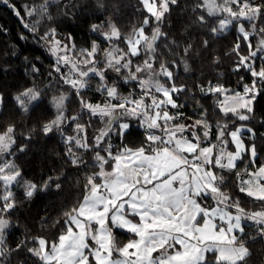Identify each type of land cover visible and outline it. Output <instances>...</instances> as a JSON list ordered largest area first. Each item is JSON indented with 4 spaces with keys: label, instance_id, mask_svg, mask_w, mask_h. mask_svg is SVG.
<instances>
[{
    "label": "snow or ice",
    "instance_id": "snow-or-ice-1",
    "mask_svg": "<svg viewBox=\"0 0 264 264\" xmlns=\"http://www.w3.org/2000/svg\"><path fill=\"white\" fill-rule=\"evenodd\" d=\"M0 2L11 6L9 0ZM54 2L46 0L40 13H46L48 4ZM140 3L149 14L142 25L122 36L116 24L110 23L108 31L101 34L112 47L101 50L93 42L90 49L79 50V60L67 54L74 45L62 46L54 39V29L46 33V37H53L50 51L56 56L55 71L60 72V66L68 67L61 79L74 90L81 113L65 116L68 96L54 97L55 118L45 123L42 131L47 135L57 129L64 135L62 126L70 120L75 124V135L65 136L64 143L72 165L89 167L83 156L74 151L83 150L93 153L91 167L98 170L86 175L84 191L76 205L64 213V224L55 239L33 237V246H28V240H21L15 249L9 248L4 239L9 221L0 216V264H11L12 253L21 249L40 264H245L251 253L242 238L245 234L242 221L255 222L259 226L257 236L264 239V210L248 213L224 190L229 174L234 173L233 183L240 193L264 202V164L251 171L246 166L243 175L247 179L243 178L238 164L245 153L249 154L251 164H255V145L245 147L242 127L228 131L227 124L218 122L216 143H212V125L206 118L191 124L173 123L182 113L172 114L168 109L183 107L174 97L184 92L185 87L174 82L170 65L157 52V41L166 37L160 25L170 5L177 4L178 0H140ZM195 8H202L206 13L197 17L202 26L208 24L206 17L215 18L209 28L212 34L235 26L248 42V56L239 55V43L233 51L239 55L237 70L246 68L255 78L252 83L244 84L242 93L233 90L227 94L229 90L222 85L207 89L223 97L216 105L221 113L247 121L254 110L253 101L264 90V67L257 69L251 63L258 51H264V38L256 51H251L250 41L257 31L264 34V27L257 29L255 23L264 22V0H202ZM35 12L31 9L27 14L31 16ZM15 14L20 16L19 11ZM242 21L248 22L252 32L246 30ZM153 22L156 26L148 35L145 28ZM24 27L35 31L29 24ZM100 27L94 25L93 31H99ZM115 41L126 47H119ZM204 43L206 46L207 41ZM190 48L191 45L185 48V53ZM101 53L102 60H98ZM135 57L142 59L134 63ZM109 72L115 73V79H123L125 84L135 81L139 95H121L118 85L109 83ZM92 78H98L96 91L105 96L102 103H91L82 95ZM14 99L17 106L27 112L29 105L40 99V92L28 88ZM83 113L104 124L91 140L87 134L91 119L87 125L79 122ZM121 117L136 118L144 128L145 139L139 147L121 145L114 152L108 139L113 125L119 124L121 137L130 127L128 123H119ZM14 131V126L8 125L0 132V212H9L15 207L12 187L20 184L22 178L20 169L4 158L5 154H12ZM247 131L251 133L252 129ZM226 134L230 140L225 139ZM229 143L235 146V151L228 150ZM59 180V177H49L41 188L47 189L54 183L59 189ZM23 186L29 198L38 190L30 181H24ZM209 198L212 204L207 202ZM114 229L127 231L135 239L118 245Z\"/></svg>",
    "mask_w": 264,
    "mask_h": 264
},
{
    "label": "trees",
    "instance_id": "trees-1",
    "mask_svg": "<svg viewBox=\"0 0 264 264\" xmlns=\"http://www.w3.org/2000/svg\"><path fill=\"white\" fill-rule=\"evenodd\" d=\"M45 3L46 0H9L11 6H8L0 2V132L8 125L14 126L15 144L12 146V154H5L4 158L11 160L22 174L20 184L12 187L15 207L9 212H0V216L9 221L4 239L5 244L12 249H15L21 240H28V246H33V237L55 239L64 224V213L76 205L84 191L86 175L98 170L91 167L93 153L83 150L74 149L89 163V167L72 165L64 143L65 136L75 135V124L70 120L62 126L64 135L57 129L47 135L42 131L43 125L55 118L54 97L62 94L68 96L65 101V116L71 117L81 113L74 90L61 79L64 70L60 67V72L55 71L56 58L42 41L43 36L54 29L59 40L75 46L73 52L80 58L79 50L90 49L93 42L101 50L112 47V43L106 41L101 34L108 31L110 23L114 22L122 36H127L134 27L142 25L144 17L149 15L140 0H55L54 3L48 4L46 13L41 14V5ZM200 3L202 0H178L177 4L170 5V11L160 25L161 31L167 35L157 41V52L161 59L170 65L177 86L185 87L184 92L174 97L177 104L183 107L168 110L172 114L182 113L173 123H181L180 121L186 118L187 123L191 124L197 119L206 118L212 125V143H216L218 122L221 125L227 124L228 131L240 126L251 128L253 135L246 134L243 140L247 147L255 145L257 157L253 165L249 154L243 155V160L238 162L243 175L246 166H249L248 170L251 171L264 164V90H261L253 101L254 110L247 121H240L231 114L225 116L219 111L216 105L222 96L209 93L207 89L210 86L222 85L229 90V94L233 90L243 92V85L251 84L255 78L244 67L237 70V64L239 55L248 56L250 49L248 42L235 26L223 33L212 34L209 31L215 19L212 17H206L208 24L202 26L197 17L206 13L202 8H195ZM31 9L36 12L29 16L27 13ZM17 11L20 13L19 17L15 14ZM242 23L245 24L246 30L252 32L248 22ZM255 23L257 29L264 27L261 20ZM24 24L34 26L35 31L24 27ZM94 25L101 26L99 31H93ZM155 26L154 22L146 26V34L150 35ZM262 38L264 34L258 31L252 34L251 51L259 48ZM115 43L121 48L126 47L120 41ZM237 43L240 45L239 55L233 51ZM189 45L191 48L185 53L184 49ZM263 54L264 51H258L257 56L252 58L253 67H264ZM97 59L102 60V53L98 54ZM141 59L142 57H135L133 62L139 63ZM172 61H175L174 65ZM109 81L118 85V91L123 96L129 93L139 95L135 81L127 84L123 79L110 78ZM28 88L40 92V99L29 105L27 112H23L14 98ZM82 95L91 103H102L105 100V96L97 92L96 87H87ZM90 119L92 123L87 126L89 140L102 128V121L89 117L87 113L81 114L79 122L87 125ZM119 123H128L130 127L121 137L118 134L119 124L113 125L116 131L110 138V143L114 152L121 145L135 148L144 143V128L136 118L121 117ZM225 139L230 140L227 134ZM21 148L24 150L20 151ZM228 148L234 149L232 143L228 144ZM49 177H59L61 187L57 189L53 183L47 189L41 188ZM234 180L235 174H229L224 190L237 199L246 212L264 210V202L240 193L233 183ZM24 181L38 186L31 198L25 195ZM244 227L245 234L242 238L251 253L245 264H264V239L257 236L258 226L246 223ZM114 236L121 246L133 237L132 234L118 229L114 230ZM249 237L257 238L253 240ZM10 261L11 264H40L24 249L13 252Z\"/></svg>",
    "mask_w": 264,
    "mask_h": 264
},
{
    "label": "rangeland",
    "instance_id": "rangeland-1",
    "mask_svg": "<svg viewBox=\"0 0 264 264\" xmlns=\"http://www.w3.org/2000/svg\"><path fill=\"white\" fill-rule=\"evenodd\" d=\"M235 7V6H234ZM53 39V37H51V36H48V37H46V35L45 36H43V38H42V41L44 42V44L47 46V48H49V49H51V47H52V43H51V40ZM54 39L55 40H59L56 36L54 37ZM60 42H61V45L63 46V45H69V43H67V42H62L61 40H59ZM70 46V45H69ZM71 47V46H70ZM52 53V52H51ZM65 53H60V55H64ZM68 55H70V56H72V58L74 59V60H79L80 58H78L75 54H74V52H73V50L71 51V52H69V53H67ZM54 56V55H53ZM55 58H56V56H54ZM262 59H264V54L262 55ZM100 65L98 64L97 65V67H99ZM63 70H64V73H67L68 72V67H66V66H60ZM108 75H109V77L111 78V79H114L115 78V73H112V72H109L108 73ZM98 78H92L91 80H90V82H89V87H96V85L98 84ZM109 83H112L111 81H109ZM86 89V88H85ZM242 93V92H241ZM0 99H1V97H0ZM98 103H100V102H98ZM113 103H116V101H113ZM95 104V103H94ZM0 107H1V103H0ZM181 123H186L187 122V119L186 118H184V120H182V121H180ZM188 122H192V120H188ZM104 127V124H103V122H102V128ZM114 131H116V129H114L113 130V132L112 133H110V135H109V142L111 141V139L110 138H112V135H113V133H114Z\"/></svg>",
    "mask_w": 264,
    "mask_h": 264
},
{
    "label": "crops",
    "instance_id": "crops-1",
    "mask_svg": "<svg viewBox=\"0 0 264 264\" xmlns=\"http://www.w3.org/2000/svg\"><path fill=\"white\" fill-rule=\"evenodd\" d=\"M227 94H229V93H227ZM222 98H223V97H222ZM182 124H188V123L186 122V123H182ZM240 127H242V128L244 129V131H242V133H241V139H242V140H243V136L246 135V134H247V135H250V136L253 135V131H252L251 133L247 131V129H248L249 127H246V126H240ZM243 143H244L245 147H247L246 144H245V142H244V140H243ZM232 145H233V144H232ZM233 146H234V145H233ZM228 150H229V151H235V146H234V149H233V150H232V149H229V148H228ZM243 178H244V179H247L248 177H247V176H244ZM207 202H208L209 204H212V203H213V202L211 201L210 198L208 199ZM230 211H231V210H230ZM233 212H235V211H233ZM246 223H252V224H255V222H253V221H247V220L242 221V224H243L244 226H245ZM255 225H256V224H255ZM256 226H257V225H256ZM258 227H259V226H258ZM114 230H115V229H114ZM114 230H113V235H114ZM123 231H124V230H123ZM126 232H127V231H126ZM128 233H129V232H128ZM130 234H131V233H130ZM132 235H133V234H132ZM131 239H135L134 235H133V237H132ZM131 239H130V240H131ZM128 241H129V240H128ZM128 241H127V242H128ZM127 242H126V243H127ZM126 243H125V244H126Z\"/></svg>",
    "mask_w": 264,
    "mask_h": 264
}]
</instances>
